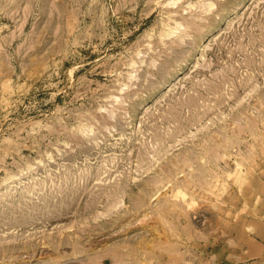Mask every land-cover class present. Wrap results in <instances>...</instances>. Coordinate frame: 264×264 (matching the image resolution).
I'll return each mask as SVG.
<instances>
[{"label":"rangeland","instance_id":"rangeland-1","mask_svg":"<svg viewBox=\"0 0 264 264\" xmlns=\"http://www.w3.org/2000/svg\"><path fill=\"white\" fill-rule=\"evenodd\" d=\"M0 264H264V0H0Z\"/></svg>","mask_w":264,"mask_h":264}]
</instances>
